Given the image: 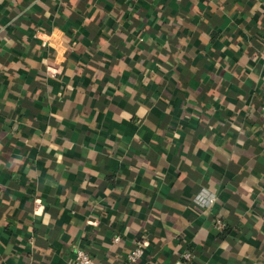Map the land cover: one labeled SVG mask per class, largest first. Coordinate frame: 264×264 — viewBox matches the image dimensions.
Listing matches in <instances>:
<instances>
[{"label": "crops", "instance_id": "obj_1", "mask_svg": "<svg viewBox=\"0 0 264 264\" xmlns=\"http://www.w3.org/2000/svg\"><path fill=\"white\" fill-rule=\"evenodd\" d=\"M137 241L264 264V0H0V264Z\"/></svg>", "mask_w": 264, "mask_h": 264}, {"label": "built area", "instance_id": "obj_2", "mask_svg": "<svg viewBox=\"0 0 264 264\" xmlns=\"http://www.w3.org/2000/svg\"><path fill=\"white\" fill-rule=\"evenodd\" d=\"M51 75L54 76V74L52 73ZM216 201H217V195L206 188L201 189L200 192L194 198V203L198 207L205 210L212 208L213 205L216 203ZM218 228L224 229L225 225L223 223H218ZM115 241L116 242L120 241V237H116ZM144 247H145V242L137 241L135 243L134 249L128 256V263L130 264L137 263L144 255ZM74 256L75 257L72 264H93V259L91 255L82 248L76 249ZM184 257L187 260L193 259V255L191 253H186Z\"/></svg>", "mask_w": 264, "mask_h": 264}]
</instances>
